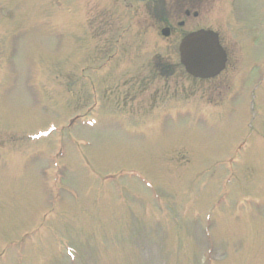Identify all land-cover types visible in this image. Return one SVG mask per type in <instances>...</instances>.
<instances>
[{"label": "rangeland", "instance_id": "374dc122", "mask_svg": "<svg viewBox=\"0 0 264 264\" xmlns=\"http://www.w3.org/2000/svg\"><path fill=\"white\" fill-rule=\"evenodd\" d=\"M207 3L197 25L213 27ZM144 5L0 0V264H264V47L245 62L246 35L216 24L235 40L229 70L191 82L178 39L198 26L175 19L164 38ZM155 75L224 106L121 112L156 99L123 82Z\"/></svg>", "mask_w": 264, "mask_h": 264}, {"label": "flooded vegetation", "instance_id": "af4514ba", "mask_svg": "<svg viewBox=\"0 0 264 264\" xmlns=\"http://www.w3.org/2000/svg\"><path fill=\"white\" fill-rule=\"evenodd\" d=\"M259 1L260 0H163V10L168 18L171 19V22H169L171 28L173 27L172 24L175 23V19H178L177 22L181 28L186 27L188 23H191L192 26L201 27L197 25V23L200 17H203L202 7L209 2L207 4H209L211 8L214 7L217 17L215 25L230 23L231 29H234L233 33H235L234 35L237 37L236 39H238V41H241L244 35L249 37L248 34L250 33L252 35L251 40L244 39L247 41L243 40L242 43L256 45L263 44L261 40H264V28L262 27L264 26V11H259L260 5L262 7V3H260V5L258 3ZM213 28L218 30L221 42L226 48L233 44L235 40L231 41V38H227L222 28L219 27L218 29L214 26Z\"/></svg>", "mask_w": 264, "mask_h": 264}, {"label": "water", "instance_id": "95a60500", "mask_svg": "<svg viewBox=\"0 0 264 264\" xmlns=\"http://www.w3.org/2000/svg\"><path fill=\"white\" fill-rule=\"evenodd\" d=\"M164 33H168L167 29ZM180 51L188 71L202 77L219 73L227 59L218 34L212 30L202 29L188 34L181 42Z\"/></svg>", "mask_w": 264, "mask_h": 264}]
</instances>
